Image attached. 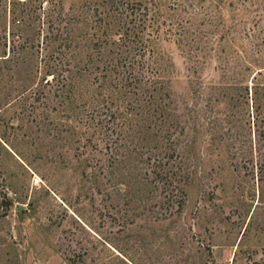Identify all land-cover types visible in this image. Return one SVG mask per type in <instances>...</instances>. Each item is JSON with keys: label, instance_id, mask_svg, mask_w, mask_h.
<instances>
[{"label": "rangeland", "instance_id": "obj_1", "mask_svg": "<svg viewBox=\"0 0 264 264\" xmlns=\"http://www.w3.org/2000/svg\"><path fill=\"white\" fill-rule=\"evenodd\" d=\"M162 1L168 121L104 95L95 7L0 0V264H264V0Z\"/></svg>", "mask_w": 264, "mask_h": 264}, {"label": "trees", "instance_id": "obj_2", "mask_svg": "<svg viewBox=\"0 0 264 264\" xmlns=\"http://www.w3.org/2000/svg\"><path fill=\"white\" fill-rule=\"evenodd\" d=\"M45 2L52 5L53 0H13L14 6L21 5L25 10L27 8H36L37 6L41 7ZM79 3L82 6L89 4L91 7H95V18L105 25L104 29L99 27V31H103L101 37L96 40L98 52L101 53V62L104 65L101 84V90H103L104 95H109L112 101L119 103V105L124 103L128 104L129 102L131 106L136 105L130 115H133L135 109L138 110L140 107L144 109L148 103H153L152 105L157 106V110L161 113L160 115L162 118L168 121L169 118L165 114L167 107L163 109V103L170 97L168 80H166V82L164 80L165 72H162L163 67L159 62L161 57L154 52L162 39V32H164L165 36L168 35V32L172 31L169 29L167 30V20L166 18H162V11L165 10V8L163 9V1L79 0ZM58 5L60 4L58 3ZM15 14L16 10L13 9V15ZM88 17L85 18V24L87 26L90 21L93 20L90 16ZM130 17L131 20L134 21L141 20V22L138 23V27H141V29L139 28L141 34L133 33L132 35H128V30L124 32V27L127 25V21L129 22ZM14 19L16 21L18 17L16 16ZM27 22H29V20ZM148 23H150L152 28L156 31L155 34L157 35L153 38H150L147 34H142V26L144 29H147L149 28ZM17 25H19L17 27H19L18 31L21 36L27 37L26 42L33 45L37 33L35 31L32 32L25 24H20L19 22ZM171 26L172 25H170V27ZM104 36L105 40L103 39ZM146 36L148 37L145 38ZM136 38L139 40H136ZM134 42L144 45L143 49L141 48L140 50L141 53L137 56L141 59L139 64L133 63L131 59H129V54L134 50L131 44H134ZM87 45L88 44H86L85 47ZM83 47L81 46L82 50L79 51V55L77 56L80 58V62L84 61V58L81 57L83 54L82 51L84 52ZM123 49H126L125 52ZM151 52L152 55L149 56ZM125 54L126 57H123ZM5 56V54L0 55V57ZM5 60L6 59H4V61ZM127 64H129L130 70H127ZM54 75L55 74L50 69L47 70L45 76L42 78V82L49 84L48 78L52 77V79H54ZM67 81L71 84L74 83L80 86V77H66L65 82ZM139 129L141 128L139 127ZM146 131H151V128L148 126Z\"/></svg>", "mask_w": 264, "mask_h": 264}]
</instances>
